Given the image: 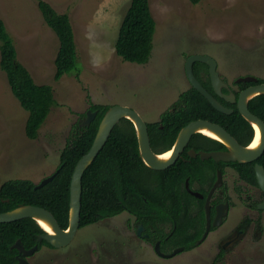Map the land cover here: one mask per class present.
Instances as JSON below:
<instances>
[{"label": "rangeland", "instance_id": "1", "mask_svg": "<svg viewBox=\"0 0 264 264\" xmlns=\"http://www.w3.org/2000/svg\"><path fill=\"white\" fill-rule=\"evenodd\" d=\"M66 13L74 33L78 71L58 81L54 59L58 40L44 23L34 0H0V17L14 43L18 61L38 85L52 88L51 108L35 140L24 134L27 113L12 95L0 70V185L9 180L39 184L53 174L71 128L81 123L89 104L127 106L145 123H156L178 96L190 88L185 62L208 55L219 76L236 89L240 77L264 79V0H148L155 32L149 61H122L114 51L118 29L130 0H44ZM208 70V69H206ZM206 80L205 69L201 72ZM202 135V134H201ZM231 209L221 227L199 246L163 258L154 242L136 235L127 213L79 228L63 248L42 246L29 264H264L262 195L247 189L231 169L223 176ZM250 193V199L246 194ZM247 203L252 208L247 210ZM246 234L221 248L224 239L245 220ZM259 222V223H258ZM169 225H165L166 233ZM220 251V255H218ZM171 253L166 248L161 251Z\"/></svg>", "mask_w": 264, "mask_h": 264}, {"label": "trees", "instance_id": "2", "mask_svg": "<svg viewBox=\"0 0 264 264\" xmlns=\"http://www.w3.org/2000/svg\"><path fill=\"white\" fill-rule=\"evenodd\" d=\"M34 1L44 23L58 40L53 76L54 80L58 81L63 75L78 71L73 29L66 13H58L44 0ZM192 1L195 3L197 0ZM154 32L155 21L149 1L130 0L114 43L115 54L124 62L146 64L151 55ZM203 69L206 72L205 81L201 78ZM206 69L208 68L205 64L194 63V76L219 103L231 109L232 113L226 115L218 112L199 92L190 87L178 96L171 109L161 114L158 122L147 124L150 145L155 153L168 150L174 144L179 131L196 120H205L221 126L241 146H247L251 142L253 128L239 114L235 104H229L213 93ZM0 70L6 77L12 95L27 113L24 124L25 137L29 140L37 139L39 129L55 105L53 91L49 85L36 84L28 70L18 61L14 43L1 17ZM258 83H264V79H258ZM236 85L242 90L251 83ZM234 94L237 97L238 92ZM109 107L89 104L88 110L96 112V116L88 126L77 123L71 128L50 182L38 188L31 181L22 179L2 183L0 213L20 206L40 207L49 211L60 228L66 230L69 223V188L72 173L79 159L89 151L100 121ZM248 109L264 122V94L252 98L248 102ZM82 117H85V114ZM196 141L203 144L202 149L205 151L226 150L223 144L201 134L193 135L187 147L194 148ZM196 161L203 165L215 166L212 160L194 159L190 165L179 159L164 170L148 168L139 156L133 124L126 118L121 119L83 173L80 228L127 213L143 227L154 230L149 236V241L160 240L161 251L178 247H183L185 251L191 250L196 246L204 229L202 202L191 197L184 189L185 179L196 173ZM255 164L264 168V152L255 162L220 163V168L230 167L239 179L257 187ZM190 181L191 179L189 183ZM192 201L199 203V212L197 217L189 218L186 213ZM248 224L249 220L245 219L240 229H244ZM165 225H169L167 233L163 231ZM41 234L43 230L29 218L0 223V264H18V252L12 247L17 240L26 250L34 246L38 249L43 245L51 247L46 242L37 241Z\"/></svg>", "mask_w": 264, "mask_h": 264}, {"label": "water", "instance_id": "3", "mask_svg": "<svg viewBox=\"0 0 264 264\" xmlns=\"http://www.w3.org/2000/svg\"><path fill=\"white\" fill-rule=\"evenodd\" d=\"M196 62L203 63L208 68V76L210 84L214 94L222 98L227 103H235L236 108L239 114L247 121L254 132V125H256L260 131V142L257 148L250 149L249 146L254 139V134L251 142L247 146H241L226 130L221 126L205 121V120H196L188 123L184 126L178 133L177 138L174 144L166 151L161 153H154L151 150L147 124L142 120L140 115L130 109L127 106H112L105 112L103 118L100 121L98 126L97 133L93 140V143L89 151L83 155L77 164L75 165L74 171L71 176L70 188H69V223L66 230H63L58 225L57 221L54 219L53 215L40 207L36 206H20L14 210L0 213V223H11L25 218L34 220L37 223V220L46 221L52 228L53 234L47 233L43 229V234L37 237L39 243L46 242L54 249H59L68 246L74 239L77 231L80 228V209H81V179L86 168L92 163L97 154L101 151L105 145L111 131L117 125V123L123 119H128L134 126L137 142L139 156L145 166L153 170H164L169 166L173 165L177 160L179 154L183 151L190 138L195 134H200L199 130L206 128L209 131L216 134L221 141L219 143L223 144L226 150L216 151V152H200V159L207 160L211 158L214 162H238V163H252L255 162L264 152V122L253 115L248 109V102L257 95L264 94V83H258V79L254 76H245L238 78L235 82L239 83H253V85L248 86L247 88L241 90L237 97L234 93L230 92L227 94L222 93V87H226L227 84L220 78L217 72V63L216 61L208 55H191L187 58L185 62V75L190 84V87L194 88L199 92L208 103L218 112L223 114H231L232 110L223 106L219 101L212 96L196 79L193 73V65ZM96 112H91L87 110L85 113V118L81 122L82 126H88L95 118ZM171 152L168 159L165 161L159 159V156ZM190 155L194 156V152H189ZM254 173L257 182V186L260 191L264 194V168L259 165H254ZM53 174L44 178L39 184L36 185V188L45 185L53 179ZM222 185V176L220 173H217V180L214 184L213 189L220 187ZM212 189V190H213ZM196 197H201L200 194L192 193ZM227 210V205H224ZM257 209H264V199L257 205ZM206 211V229L203 233V236L200 239V243L206 238V235L209 231V207H208V198L205 203ZM227 215V211L223 212L221 215H218L213 221V226H219L222 223V218ZM38 225V224H37ZM142 227L139 226L137 229V236H141ZM145 236V235H144ZM18 251V254L21 257H17L18 264H29L27 257L33 255L38 247L34 246L29 250H26L21 245L20 241L17 240L16 243L12 246ZM154 251L157 255L163 258H171L178 253L182 252V248H177L169 254H164L160 251V243L157 242L154 245Z\"/></svg>", "mask_w": 264, "mask_h": 264}, {"label": "flooded vegetation", "instance_id": "4", "mask_svg": "<svg viewBox=\"0 0 264 264\" xmlns=\"http://www.w3.org/2000/svg\"><path fill=\"white\" fill-rule=\"evenodd\" d=\"M224 83H226L227 86L226 87H222V89H221L222 93H223L224 90L226 91L225 94L230 93V92H232V93L238 92L239 93L241 91V89H239V87L237 85H236L237 86L236 89H232V88H230L229 84L226 81H224ZM251 85H253V83H251ZM251 85H249V86H251ZM210 87H211V84H210ZM211 89H212V87H211ZM229 104H235V103H229ZM146 124H149V123H146ZM149 143H150V141H149ZM188 143L185 146V148L183 149V151L179 154L177 160L181 159L184 163H188L190 165L192 164L191 162L194 159H199L200 161L212 160L211 158H209L207 160H201L199 153L200 152H206V153H208V152H216V151H205V150H203L202 149L203 148V144L200 141H196L194 143V145H193L194 148L193 147L192 148L187 147L188 146ZM150 147H151V145H150ZM195 147L197 149H195ZM151 150L153 151L152 148H151ZM189 152H194V156L190 155ZM214 163H215V166H207V165H203L202 163L196 161L195 165H198L197 166L198 168L196 170V173L194 175L193 174L190 175L191 177L188 176V178H186L185 181H184V189H185V191L191 197H193L194 199L202 202L203 217H204V229H203V232L201 233V236L197 240V244H196L197 246L201 245L203 243V241H205V239H207V237H208V235L210 233H212L214 230L218 229L219 227H221L223 225L224 219L227 218V216L229 214V211L231 209L230 201L226 197L225 185L223 184V176L225 174V171H226L227 168L228 169H231V168L230 167H227V166L226 167L223 166L222 169H221L220 168V163H224V162H214ZM231 170L234 171L233 169H231ZM217 173H220L221 176H222V185L220 187H217V188L213 189L214 184H215V182L217 180ZM237 178H238L239 182H241L243 184V186H245L246 188L248 187L247 189H243L244 191H246L248 189L251 190L253 188V186H250L246 182H244L241 179H239L238 175H237ZM189 179H191L190 183H189ZM254 188H257L260 191V189L258 188V186L257 187H254ZM192 193L200 194L201 197H196ZM260 193L262 195V199L260 200L259 204L264 199V194L261 191H260ZM207 198H208V207H209V231H208V234L206 235V238L200 243L199 241H200L201 237L203 236V233H204V231L206 229V222H207V220H206L205 203H206ZM246 199H248V200L250 199V193H247L246 194ZM198 204L199 203L197 201H195V202L192 201L191 202V204H190V206L188 208V211L186 213V216L187 217L193 218V217H197L198 216V212H199V207H197ZM224 205H227V210L224 207ZM257 205H255V208H254L256 210H258L257 209ZM247 206H248L247 210H250L252 208V203H247ZM226 211H227V215L222 218V223L219 226H213V221L215 220V218L218 215H221L223 212H226ZM134 224H135L136 232H137L138 227L141 226L143 228L142 231H141V237L144 238V239L149 240L150 239L149 236L152 234V232H154V230L152 228H145V227H143L141 224H139V223L136 222L135 218H134ZM163 228H165V226H163ZM246 230H245V228L244 229H240V225H239L237 228H235L231 232V235H229L227 237V239H224V242L222 243L221 248L222 249H224V248L226 249L229 246L234 245L236 242L239 241V239L241 237H243L246 234ZM136 235H137V233H136ZM153 242H154V245L157 242H159L161 244L160 240H155ZM178 248H182L183 251H185L183 247H178ZM175 249H177V248H175ZM175 249H171V252L174 251ZM160 251H161V249H160ZM218 255H220V251H218ZM31 256H29V257H31ZM17 257H21V255L18 254L16 256V258Z\"/></svg>", "mask_w": 264, "mask_h": 264}, {"label": "bare ground", "instance_id": "5", "mask_svg": "<svg viewBox=\"0 0 264 264\" xmlns=\"http://www.w3.org/2000/svg\"><path fill=\"white\" fill-rule=\"evenodd\" d=\"M253 127H254V139L249 146L250 149L257 148L259 145V142H260V131L256 125H254ZM199 133H201V134H203V135H205L211 139H214L215 141H218V142L221 141V139L216 134H214L213 132L209 131L206 128L200 129ZM170 154H171V152H166V153L160 155L159 159L165 161L166 159L169 158ZM37 224L41 229H43L47 233L53 234V230H52L51 226L46 221L39 219V220H37Z\"/></svg>", "mask_w": 264, "mask_h": 264}]
</instances>
